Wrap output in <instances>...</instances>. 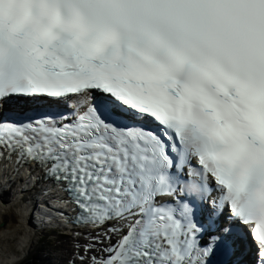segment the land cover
Masks as SVG:
<instances>
[{
  "label": "snow or ice",
  "instance_id": "6c2138e0",
  "mask_svg": "<svg viewBox=\"0 0 264 264\" xmlns=\"http://www.w3.org/2000/svg\"><path fill=\"white\" fill-rule=\"evenodd\" d=\"M0 162L68 264H264V0H0Z\"/></svg>",
  "mask_w": 264,
  "mask_h": 264
},
{
  "label": "bare ground",
  "instance_id": "6f19581e",
  "mask_svg": "<svg viewBox=\"0 0 264 264\" xmlns=\"http://www.w3.org/2000/svg\"><path fill=\"white\" fill-rule=\"evenodd\" d=\"M8 189L12 186L9 182L0 181V186L3 185ZM16 186V183H13ZM10 195V191H2L0 196V221H3V226L0 227V264H20L31 253L33 247L37 243L39 233L33 228L31 222L32 216L27 209L30 208V203L23 205L25 211L22 214H17L15 208L19 206L20 201L24 195L17 190L14 194ZM8 200L9 205L13 210H9V206H6L3 200ZM45 217V208H40L37 212V216ZM33 238V241L31 237ZM58 263L50 257H44L42 255H34L35 264H62L65 259V253L56 256ZM66 263V262H65Z\"/></svg>",
  "mask_w": 264,
  "mask_h": 264
},
{
  "label": "rangeland",
  "instance_id": "374dc122",
  "mask_svg": "<svg viewBox=\"0 0 264 264\" xmlns=\"http://www.w3.org/2000/svg\"><path fill=\"white\" fill-rule=\"evenodd\" d=\"M4 224H3V221H0V227H2ZM31 237V239H32V241H33V238H32V236H30ZM42 245H44L43 243H42ZM38 246H39V244L37 243L34 247H33V250H32V252L29 254V256L24 260V261H22L20 264H27V262H25L27 259H29V258H31V256L33 255V260H34V255H37V257L39 256V255H42V253H40L39 251H37L36 253L34 252V250H36L37 248H38ZM42 256H44V255H42ZM54 261L55 262H57L58 260L56 259V257H54ZM65 262H67L66 260L65 261H63L62 263L63 264H66Z\"/></svg>",
  "mask_w": 264,
  "mask_h": 264
},
{
  "label": "water",
  "instance_id": "95a60500",
  "mask_svg": "<svg viewBox=\"0 0 264 264\" xmlns=\"http://www.w3.org/2000/svg\"><path fill=\"white\" fill-rule=\"evenodd\" d=\"M27 264H30V263H27Z\"/></svg>",
  "mask_w": 264,
  "mask_h": 264
}]
</instances>
